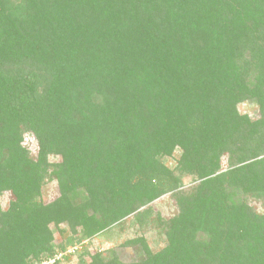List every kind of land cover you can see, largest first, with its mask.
I'll list each match as a JSON object with an SVG mask.
<instances>
[{
	"label": "trees",
	"instance_id": "obj_1",
	"mask_svg": "<svg viewBox=\"0 0 264 264\" xmlns=\"http://www.w3.org/2000/svg\"><path fill=\"white\" fill-rule=\"evenodd\" d=\"M4 192L0 264L58 246L77 264H264V212L247 202L264 205V0H0ZM163 194L168 219L149 207ZM124 222L130 261L90 253ZM149 224L167 238L156 253Z\"/></svg>",
	"mask_w": 264,
	"mask_h": 264
},
{
	"label": "rangeland",
	"instance_id": "obj_2",
	"mask_svg": "<svg viewBox=\"0 0 264 264\" xmlns=\"http://www.w3.org/2000/svg\"><path fill=\"white\" fill-rule=\"evenodd\" d=\"M252 79V78H251ZM253 82V81H252ZM238 112L242 116H246L251 121L257 120L259 118V107L257 104L252 101H244L239 103L236 106ZM31 154L36 155L35 148L30 144ZM180 156V152L175 150L171 157L165 158L164 163L169 168H174L178 162ZM226 158L223 157L221 161V168H226ZM192 179L189 176L182 177V182L184 186H188L192 184ZM41 199L44 203L50 202L57 196V190L54 187V184L50 181H46L42 187L41 191ZM11 199V194L9 192H4L0 195V206L2 209H6L8 202ZM250 205H253L255 209H259L260 213L264 212V205L259 201H255L252 198H249L247 201ZM149 207H152L154 212H159L164 219L171 218L177 214V207L175 204V199L170 194H163L157 199H155L152 203L149 204ZM50 229L53 232L54 242L56 244L63 242L64 236L66 233H61L62 231H66V227L64 225H60L58 229H56L53 225L50 226ZM133 227L129 225L127 222L121 224V226L117 227L114 234L112 236H107L106 239L102 237H95L91 241L88 240L87 248L90 249V253L95 252H106L107 250L115 249L120 253V257L128 262L133 258V254L129 248H118L120 244L124 241L135 237L136 235L132 232ZM141 236L144 237L150 251L152 253H156L162 250L167 244V238L163 231L159 230V227L154 226L153 224L146 225V228L141 231ZM63 235V236H62ZM67 248V247H66ZM60 247H56L55 252H59ZM67 250V249H65ZM59 264H77L75 257L70 258L69 260H62Z\"/></svg>",
	"mask_w": 264,
	"mask_h": 264
},
{
	"label": "built area",
	"instance_id": "obj_3",
	"mask_svg": "<svg viewBox=\"0 0 264 264\" xmlns=\"http://www.w3.org/2000/svg\"><path fill=\"white\" fill-rule=\"evenodd\" d=\"M76 248H68L64 252H57L52 258L43 261L41 264H59V262H61L63 260V256L73 254V251Z\"/></svg>",
	"mask_w": 264,
	"mask_h": 264
}]
</instances>
